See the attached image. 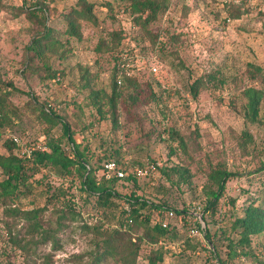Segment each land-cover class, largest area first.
Returning <instances> with one entry per match:
<instances>
[{
  "label": "rangeland",
  "instance_id": "obj_1",
  "mask_svg": "<svg viewBox=\"0 0 264 264\" xmlns=\"http://www.w3.org/2000/svg\"><path fill=\"white\" fill-rule=\"evenodd\" d=\"M129 4L0 0V84L10 91L0 154L9 155L5 139L12 135L25 142L45 136L46 143L58 140L67 148L65 121L90 164L99 166L115 150L131 168L160 160L159 173L140 178L137 190L154 203L202 214L217 189L212 173L226 169L233 176L208 213L214 246L180 225L169 238L151 237L144 222L97 264H218L215 248L226 264H264V231L251 235L246 256L232 250L240 238L234 219L264 201V0H160L150 33ZM86 7L91 12L82 17L73 13ZM70 15L77 33L69 30ZM46 27L51 37L35 49L33 39ZM117 54L134 65L129 76L137 77L127 87L113 86ZM149 81L159 98L150 96ZM251 90L261 96L257 112ZM44 104L62 119L46 118ZM164 123L182 144L177 135L161 138ZM35 151L19 146L13 153L28 159ZM72 168L31 161L27 172L35 187L1 196L0 264H95L123 201L112 202L113 216H102L104 235L82 228V220L70 218L73 198L90 211L97 210L96 198L82 192Z\"/></svg>",
  "mask_w": 264,
  "mask_h": 264
},
{
  "label": "trees",
  "instance_id": "obj_2",
  "mask_svg": "<svg viewBox=\"0 0 264 264\" xmlns=\"http://www.w3.org/2000/svg\"><path fill=\"white\" fill-rule=\"evenodd\" d=\"M129 5L133 11L141 12V14L135 19L139 21V24L146 33H150L148 30V25L153 21L157 13L162 10L160 0H130ZM147 10H149V12L145 13ZM90 12V7H86L83 10L73 11V13L79 17H82L83 14H88ZM68 21L70 25L69 30L72 33H77L76 18L70 15L68 17ZM50 37L51 31L48 27H46L45 32L33 39V47L35 49L40 47L41 41L43 39H50ZM120 58V54H117L113 64L112 79L114 88L127 87V85H130V83L134 82L137 77L136 74H134V76L132 75L129 77H124L119 83ZM148 83V87L151 92L150 96H153L152 98L154 99L159 98L160 95L154 89V81H149ZM199 84L200 82L196 80L191 86L194 95H197L198 93ZM137 90L139 91L137 92V95H140L142 93L141 89L137 88ZM9 93L10 91L2 88L0 84V126H2L5 121L10 119V115H8L5 103ZM250 93L253 98L254 110L257 112L261 96L259 92L255 90H251ZM41 109L42 114L46 118L51 119L54 117L52 115L55 114L47 108V104H44L43 108ZM55 117H57L58 120L61 118L58 115H55ZM62 123L64 134L68 137L67 148H65L58 140H49L47 143L45 142L47 144V149L45 151H35L32 155V158L22 159L17 157L13 151L19 148V145L13 140V135L11 137H6L5 143L7 144L10 153L7 156L0 154V168L5 175L4 178H0V198L1 196L6 198L8 196L17 195L20 193L23 194L27 189H32L35 187L36 184L30 180V176L27 172L29 163L33 161L37 166H48L51 164L60 166L62 170L68 173H71V168L75 167L74 169L77 170L81 178L82 192L90 196L94 195L96 198L94 203L97 205L96 211H90L89 208H86L84 203L81 202L80 198L79 200L73 198V207H71L70 210V218H78L80 221L82 220V228L86 230H93L104 235L105 232H101L105 230L104 219L102 216H106V214L113 216V214H115V210L111 206L115 199H118V203H121L123 200H127L131 208V217L133 219V223L131 225L127 224L125 226V218L123 216L122 210L120 212L117 211L119 215L118 224L114 226L112 231H110V236L104 240L102 253L95 258V264L99 263L104 258H107L108 255H115L117 247L120 243L118 239L125 238L126 235H133L135 228L141 224H144V222L148 223L149 235L159 239L162 237H168L170 234H174L176 229L179 228V225L185 227L183 222L179 221L174 224L170 223L168 227H163L159 222L155 221V217L152 213V209L154 207L171 208L177 213V215H180L187 210H179L175 207H170L162 203L152 202L149 200V198L144 196L139 189L137 190V187H139L140 184L139 178H136L132 175L126 176L124 178L113 177L107 179L102 171L103 163L105 161L116 160L127 170H130L133 165L129 166L130 162L128 163V160H123L116 150L109 154H104L105 156H102V161L100 162L99 166L90 164L87 156H85V154L80 150V142H77L73 133H71L72 131L70 129L69 123L65 121ZM3 132L4 131H2V133ZM176 135L178 137L177 130H174L173 127L167 126L166 123H164L160 128L161 138L166 136L174 137ZM178 138L180 139V137ZM181 140L183 139H180L182 144ZM170 153H176L175 147L171 149ZM176 166L177 164L174 166H165L163 172L166 173L167 167L176 169ZM212 176L216 180L217 189L212 192V198L207 202L206 207L203 208V217L206 223L205 237L213 244L212 234L210 231V221L212 220L209 219L208 213L211 209L213 210L216 208L218 201L225 191L226 183L233 176V174L226 169H218L212 173ZM93 215L96 216V220L90 222L89 218ZM232 225L235 228L239 227L238 229H240V238L237 241L236 247L232 248V250L236 249L239 251V254L246 256L247 252L245 251L244 246L249 244L251 235L264 231V201L261 204L250 206L242 216H238L234 219ZM213 251L217 257L218 264H226V261L220 258L216 248Z\"/></svg>",
  "mask_w": 264,
  "mask_h": 264
},
{
  "label": "built area",
  "instance_id": "obj_3",
  "mask_svg": "<svg viewBox=\"0 0 264 264\" xmlns=\"http://www.w3.org/2000/svg\"><path fill=\"white\" fill-rule=\"evenodd\" d=\"M134 65L130 62L128 58L122 60L119 64V81L125 76L131 75ZM154 71L157 68H153ZM13 140L22 147L28 153H32L35 150L45 151L47 149V144L45 143V136L41 137L39 142H25L18 136L13 135ZM163 163L160 160L147 159L144 165L136 166L127 170L124 166L116 160H108L103 163V174L107 179L117 177L124 178L126 176L132 175L136 178L145 177H155L160 169H162ZM193 209L201 210L200 206H194ZM121 210L125 218V226L127 224H132L133 219L131 217V208L127 200H123ZM152 213L155 217V221L159 222L163 227H168L170 223L183 222L186 231L190 237H198L200 239L205 238V228L206 223L202 213L196 211L191 212L190 210L177 215V213L168 207H154Z\"/></svg>",
  "mask_w": 264,
  "mask_h": 264
}]
</instances>
